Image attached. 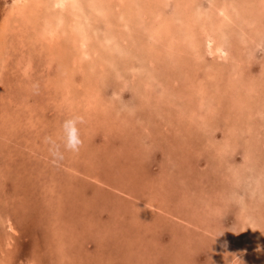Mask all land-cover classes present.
Segmentation results:
<instances>
[{"label":"rangeland","instance_id":"rangeland-1","mask_svg":"<svg viewBox=\"0 0 264 264\" xmlns=\"http://www.w3.org/2000/svg\"><path fill=\"white\" fill-rule=\"evenodd\" d=\"M11 1L12 0H0V20H2L1 14L4 12V4ZM160 1H162L163 3V0ZM223 1L224 0H213L211 4L208 3L207 5H211L213 7L209 6V12L202 14V17L197 13H186L182 15L180 14L183 18L180 25L174 26L173 23L171 24L170 20L166 18L160 19L159 21L163 22V29L159 37H154L152 35V31H150L151 26L149 24H146L148 27H145L144 25L143 27L139 26L140 19H143L145 21L148 20L150 22L151 18H149L148 14H144V12L138 10L139 8H137L136 10V8H134L136 7L135 5H133L134 7H132V10H129V12L128 9H126V5H119L117 4L118 2H116V4L118 5L116 6V8L118 9V12L120 11V15L114 8L111 13H109L111 15L108 16L109 19L111 18V21L107 18H101L99 14L92 16L91 19L95 25L94 26L92 24V27H94L96 30L98 29L97 33L99 32L101 34L102 32V35H105L103 33V30L99 28H104L106 23L107 25L111 24L110 26L113 25L111 27L112 33L114 36H116L115 40H117L116 44H113L110 50H105L106 48L104 46V43H95L94 47H97V49L100 48L99 51L104 52V55L99 52L97 57H107L108 55L109 57H117V60H119V57H127L126 59H121L120 67L116 70V74L113 71L111 72V68H108V71L111 72L110 74L112 75V79H114L113 77H119L123 83L127 81V85H124L125 93L121 92L122 98L120 100L123 101H120L118 97H112L115 100H119L122 105L123 102H127V104L122 106L123 114L120 118V127L112 129L113 131H115V133L103 135L101 133L92 131L90 137H88V139H84L87 135L85 134L86 131H84L85 127L83 126V123L77 121L76 126L79 131L80 140H87L91 143L90 145L85 146V144L81 140V143L78 145V148L75 151L65 147L62 127L63 122L66 119L74 117L72 116L73 114L62 111L63 116L58 120H54V112H56V107L53 106V104L51 105L49 103L52 102L51 98L54 99L56 98V96L50 94V92L42 91V88L45 87L42 86V80L45 81L44 78L48 73L47 71H49L50 68V71H53L54 73L56 72V74H59V71L55 67L48 66L46 68V66L44 65V54L38 52V47L40 46L38 43H40V41L38 42L37 39L33 36L38 34V31L36 30L37 33H35L31 31L30 27H28L29 31L28 29L26 30L25 28H23L27 31V35L32 41L33 39L30 36L35 38V42L33 43H35L36 45H28L34 50L30 51L29 56L25 54L26 57H32L34 69L32 70V72H34L32 73V78L25 77L20 72L21 70L19 66H17L16 61L12 60L11 62H9L8 70L5 72V76L7 75L6 81L9 84L14 85V87L16 88V81L19 78L23 79L22 76H24L26 78L24 83L36 80L37 86L35 87L34 95L32 94L33 98L30 99V97H28L30 99L29 101L27 100V97H25V90L23 92H15L12 91V89L11 95L8 96V91L5 92L0 87V95L2 94V92H4L6 95V97L0 99V103L5 99L3 105L0 106V185L2 184L0 186V221H2V223L0 222V264H230L229 259L234 253L237 252V250H239V244L243 248H246V250L242 251L243 254L241 257L234 259V264H261V262L262 264H264V258L263 260L261 258H256V254H253L255 253V250L251 251L250 249L252 248L250 247V244H255V240L257 242L259 239H261V231H264V225L260 222V219H264V215H262L261 213L257 214L258 212H256L255 210L254 211L257 214H255V216H258L257 219H259V223L255 224V226L252 225L251 229L247 228L245 230H242L243 228H241L240 224V220L242 218H239L238 214L234 215L231 212V209H229L225 212V214L223 213V216L221 218L218 217V219H215V216L214 219H210L212 221V227L216 228L212 230V234H209L204 230L202 231V233L207 235L208 238L213 237V240L211 239L210 242H207L206 237L203 238L201 236V238H199L200 235L198 236V233H201L202 230L200 227L203 226L202 222L200 221L203 219L198 218H200L202 214L206 213V211L202 210L205 208L213 207L212 205L206 204L205 201L207 202L208 200H211L215 204H221L218 203V201L220 202V199L218 197V200H216V195L219 190L222 192L225 188L226 191H228V188L231 189V187L236 184L230 183V180L234 178V168L232 166L225 167L216 163V160L220 154L219 150H221L219 148H221L222 146V149L225 147V150H227L229 148L227 146V143H229L230 141H232L231 143L239 144V147L236 150L237 152H233L232 155H235L236 159H238V161H236L237 165H235V167L240 166V169L237 171L241 172V174H239V181L241 183H243L244 181L243 186L246 181V171L248 172V170L251 168L252 171L259 172L260 170H257V168H259V161L260 163H262V160L264 159V83H262L261 85V82H259L260 80L258 78L260 77L261 80H264V67H262L264 66V40L263 43L256 45V42L252 43L249 39L256 30L262 31L261 33L264 32V1H232L231 4L228 5L226 12L228 16L231 15L233 19H227V17H224L222 15L220 16L219 14L217 15V12L219 10L217 8V5L222 3ZM162 3H157L156 5L154 4V2L151 3L154 6L152 5L151 7L149 5V11H154V13L158 12L159 10H161V8H163V4H165V2L163 4ZM157 6H159L160 9L159 7L157 8ZM167 9L171 8L169 7ZM124 11H126V13H132V16H129L128 14L130 18H126ZM178 14L179 13H177V15ZM122 15L126 18L125 21L128 26H123V23L125 21L122 19ZM38 16L40 17L39 14ZM96 16L101 19L96 18ZM118 16L119 19L117 21L116 19ZM163 16H165V13L162 15V17ZM135 20H138V24ZM187 21H189V23H187ZM10 22L12 23H10L9 26L10 30L7 32H5L4 30H0V35L5 34V36H10L11 30L13 28H18L15 21L10 20ZM97 22L99 24H97ZM132 23L137 25L133 24V26L135 27L130 26L132 25ZM159 24H161V22ZM24 25L25 26L23 27H26L27 24L24 23ZM119 25L121 26V28ZM203 26H208L211 28V30L212 28L214 29L213 34L215 35L213 36H216V41H220L222 38H224V42L229 44L228 48L231 54L228 57L232 58L225 60V70H222L224 72V76L230 74V78H232V80H236L237 78H239L243 79L242 81H248L250 79V74H258L257 76L255 75V79H257L259 85L262 87L261 90H263L262 95H259L263 102V106L261 107V110L263 111L261 113L252 112L247 115L245 114L248 113L247 110L246 112L242 113L244 118L242 115V119L241 116L239 117L241 122L236 121L237 118H234L235 116L233 115H236L237 117V114L235 113H238V116L239 114H241L238 106H236V103L238 101H231V98H229L227 95H225L226 93L223 92L222 84L218 81V79L216 80V78H218L216 77V72L213 73L214 75L211 74L212 71L210 70V57L219 56H211V53L208 51V48L206 47L207 37L201 36L203 32ZM184 27H188L186 31ZM229 27L232 29V31ZM106 29L108 30L109 28L107 27ZM18 30L20 29L18 28ZM30 32H32V35L30 34ZM218 35L220 36V39ZM182 36L184 37L182 38ZM178 38H182V40L180 41ZM188 39L190 41H193V43L187 41ZM2 40H4V44L5 41H7L6 38ZM145 40L148 43L145 42ZM169 40L172 41L171 46ZM244 40L246 41V44L244 43ZM253 44H255V47ZM196 46H198V48ZM67 47L64 50L60 49V53L58 54H60V56L62 57H72L75 48H73L72 44H67ZM170 47L173 50H170ZM256 47L257 49H255ZM13 51L14 54L10 53L11 57H13L12 59H14V57H25L23 55H20L19 50H17V52L15 50ZM157 51L159 55H157ZM57 52L55 51V53ZM181 53L182 55H180ZM176 55L178 56L176 57ZM142 56H156L162 60L161 61L159 59L158 69L160 67V70H162L163 72V74H160L159 78H161V82L164 80L163 86L165 88L162 86V90H160V87L158 88L157 84L156 87L158 88V90H160V93L151 92L152 94L148 95L144 89L142 74L139 73L134 75V72H132V70H130L129 68L131 65L138 66L139 64L142 63L143 65L144 63L142 67V69L144 70L143 75H148L147 70L151 68V66ZM183 56H186V58H184ZM128 57L130 59H128ZM203 57H207L206 60H208L209 63H206L203 60L200 61V59H202ZM140 58H142L143 60ZM181 58H183L182 60H184L185 64L183 63ZM137 59L140 60L137 61ZM177 59H180L179 62ZM185 59L187 60L185 61ZM167 60L168 62H166ZM173 60L175 61L172 62ZM108 61L111 65V61ZM248 62L250 64L252 62L253 63L249 66ZM42 65V68H46L45 72L40 70ZM63 69L64 68H62V71ZM230 69L231 71H234V74L230 72ZM105 70L107 71L106 66ZM170 72L172 74H170ZM174 72L176 74H174ZM107 73L109 72H106L105 76H107ZM177 73L178 75L180 74L179 78ZM108 76L110 77V75ZM152 77L153 76H150L149 78L147 77V80H152ZM165 77H167L168 80H165ZM145 78L146 77L143 78L144 81H146ZM207 78L208 80H206ZM175 81H177L178 83ZM216 81H218L219 84ZM114 82L115 81L112 80V83ZM206 82L209 84H207ZM48 85L50 86V81L48 82ZM107 85L108 83L106 84V86ZM210 85L213 88L210 87ZM181 87L184 89H182ZM9 88H7L6 90H9ZM177 88L178 92L177 90L175 91V89ZM192 89H194V93L192 92ZM208 89H210L212 92L215 89L216 91L215 93H212ZM147 91H150V89ZM218 91L220 93H218ZM240 92L242 93V91L237 90L238 96H240ZM140 93H142V95L139 97L138 94ZM169 93L171 96H169ZM217 94L218 96L216 97ZM172 95H174L175 97ZM191 95L192 97H190ZM58 96L57 99H59ZM210 96L211 98L213 97L212 100H209L211 104L210 102H208V98L211 99ZM23 97L26 98L25 101H27V104L22 103L24 101ZM194 98H196V100ZM218 99H220V101H218ZM130 100L132 102H130ZM186 103L188 104V106H185ZM39 106L42 107L40 108ZM224 106L225 108H223ZM180 107L181 109H179ZM30 108H33L34 112L37 111L38 113H40L44 108L45 110L47 109L46 112H49L51 115L50 122L46 121L47 125L42 123V121L38 123H36L35 121V125L31 123H29V125L26 124L27 119H25V117L29 114ZM208 108L211 110L212 114H208V116L204 117L203 113L207 112L206 109ZM234 109H238L239 111H236ZM200 111L202 112V114L200 113ZM214 111H216L217 113ZM232 113L234 114L232 115ZM196 114L197 116L195 117ZM219 116L221 117L219 118ZM252 116L255 118V120ZM46 118L47 117H45L44 119L46 120ZM187 118L191 120L189 121V119ZM202 118L203 120H200ZM204 119H206L207 121H205ZM245 119L247 122L245 121ZM230 120H232V123L234 122V124L229 123ZM152 121H154L155 123ZM194 121L196 122L197 126H194ZM199 122L203 129L200 127ZM207 122H210V125L207 126ZM247 123H249V125ZM239 124L242 125L239 127ZM213 125L215 126L216 130ZM231 128V131L234 135L230 131ZM221 129H227L226 131H228V137L223 138L221 136ZM188 131L191 136L189 135ZM238 131L241 139L239 138ZM245 131L248 133V135ZM249 134L250 138L248 139L247 137H249ZM235 135H237L238 137ZM241 135L244 137H241ZM256 135V138H258L259 135L257 141H255ZM201 137L204 141H202ZM221 139H224L223 142ZM233 139L235 140L233 141ZM178 140L181 142H179ZM225 140H228L229 142L226 143ZM163 142H165L166 144ZM208 142L211 143L209 144ZM211 144H213V146ZM217 144H220L219 147ZM254 146H256L255 150L253 149ZM210 147L211 150H209ZM243 147L244 149H242ZM91 151L94 152L93 155ZM215 154H217V157H215ZM79 156H82V161L79 160ZM246 157H248V160H245ZM231 159H233V157ZM233 160L235 161V159ZM228 161L232 162L230 161V159ZM73 164L76 167H74ZM77 166L81 169V171ZM70 169H72V171ZM5 170L11 173H6ZM78 170L79 174L77 173ZM164 170H166V172H163ZM222 172L224 173V175ZM20 175L21 178L19 177ZM49 175L51 178L49 177ZM161 175H163L162 178H160ZM52 177L55 179H52ZM155 177L157 178V180ZM212 177H214V179H211ZM2 178L4 179L2 180ZM62 178L64 179L61 181L60 179ZM87 180L89 181L90 185L89 183L87 184ZM153 180L155 181L153 182ZM109 182H111L112 184ZM121 182L123 184V187H121ZM47 186L50 188H48ZM95 188H97L96 191ZM148 190L151 194H155L157 192H165L166 195L165 201H162L163 204L159 203L161 206L158 205L156 209L152 208L153 210L149 211L144 210L143 207H141V209L135 207L137 203H134V199L131 200L133 198L131 193H135V197L137 196L136 198L140 200L141 198H143L142 195L144 194V192H147ZM245 190L248 191L247 189ZM97 191H100L101 193H99L100 195L98 196L97 193H95ZM117 191L119 193H117ZM250 194H247V196L245 195V197L249 200H252L258 193H254L253 195L252 193ZM249 195L251 198H249ZM115 196H118V198H116ZM125 196H128L131 199H127L128 197ZM261 196L263 197L264 195L261 194ZM209 197H211L212 199H209ZM214 197L216 199H214ZM257 197H259V195H257ZM223 198H227V205H231L230 207H234L236 210H238V208L240 207L239 202L236 203V198L234 197V195H232V193L230 195H226ZM231 202L233 203V205L230 204ZM204 203L208 205V207H205ZM131 205H133V207H131ZM164 206L166 207L163 208ZM129 208L131 211L129 210ZM257 210L263 211V209L260 208ZM136 211H142L144 220L141 219L142 221L140 220L137 222L135 219H129L131 215L133 216L134 214H136ZM125 214L128 217H126ZM152 214L154 215V217H152ZM107 216H110V218L112 216V218L105 219ZM6 218L11 219L15 230L11 231L8 228V222L6 221ZM102 222L106 225H103ZM83 223L86 224V227ZM217 225L219 226L217 227ZM248 225L246 227H248ZM129 226H131V228ZM227 226L229 229L227 228ZM100 227L104 228L103 232L100 231ZM255 230L258 232H256ZM236 234L237 237L239 235L241 237L239 236V238H237ZM233 235L234 237H236L235 239ZM245 235L247 236L245 237ZM248 241H250V243ZM185 247L186 249H183ZM246 251H249L250 253ZM260 251H262V255L264 256V246H261ZM56 257L58 259H56Z\"/></svg>","mask_w":264,"mask_h":264},{"label":"bare ground","instance_id":"bare-ground-1","mask_svg":"<svg viewBox=\"0 0 264 264\" xmlns=\"http://www.w3.org/2000/svg\"><path fill=\"white\" fill-rule=\"evenodd\" d=\"M213 0H163V3L165 2V4L162 3V1L160 0H50V1H46V0H12L11 2H8L6 4H4V7H3V10L4 12L1 14V18L2 20H0V30H4L5 32L9 31V26H10V20L12 21H15L17 23V26L20 30H18V28L16 29H12L11 30V34L10 36H5L4 35H0V87L1 89H3V91H8L7 93L8 96L11 95L12 91H15V92H20V91H24L26 92V96L27 97V100L29 101L31 98H33V95L35 93V87L37 86L36 84V80H33V81H29V82H25V77H31L32 78V70L33 69V63H32V57H26L25 54H27V56H29V53L31 50H34L32 47H29L28 45L31 44V45H36L35 43V38L37 39V41L40 43H38L39 47H38V52H41L42 54H44V57H45V66L46 68L49 66V67H55L58 69L59 71V74H56V72L54 73L53 71H47V75L46 77L44 78L45 81L42 80V86H45L44 88H42V91H46V92H50V94L56 96V98L52 99L51 98V103L49 104H53V106H55L56 108V112H54V120H58L59 118H61L63 115H62V111L63 112H66V113H72L74 117H80V119L78 120L79 122L83 123V126L85 127V130L87 134L86 137L84 139H88V137H90V134L92 131L94 132H98V133H101L103 135L105 134H112V133H115V131H113L112 129L113 128H116V127H120V118L122 117V114H123V108L122 106L127 104V102H123V105L121 104L120 101H123V100H120L122 98L121 96V92L122 93H125L124 91V85H127V81H125L124 83L120 80V78H116V77H113L114 79H112V75L110 74L112 71L116 74V70L119 69L120 67V62H121V59H124L125 57H119V60H117V57H109L107 55V57H97L99 52L104 55V52L102 51H99V49H97V47H94V44L96 43H104V46H105V50H110L111 49V46H113V44H116L117 40H115L116 36L113 35L112 33V30H111V27L113 26H110V25H107V23L105 24V27L104 28H99V29H102L103 30V33L105 35H102V32L101 34L98 32L97 33V30L92 27V24L94 25V22H92V16L93 15H98L101 17V18H107L109 19V13H111V11L115 8L116 11L118 12V9L116 8V6H118L117 4L119 5H123L124 6L126 5V9L129 10H132V7H134L133 5H135L136 7V10L137 8H139L138 10L144 12V14H148L149 18L150 19V22L148 20L147 23L145 20H141L140 19V22H139V26L140 27H143V25L145 27H148L146 24H149L151 30L152 31V35L154 37H159L160 34L162 33V29H163V26H162V21H159L160 19L162 18H166L168 20L171 21V24L173 23L174 26L176 25H180L181 22H182V17L181 15L182 14H186V13H197L199 14V16L202 17V14H205V13H208L209 11V6L211 5H207L208 3H212ZM234 1V0H224L222 3L218 4L217 8L219 9L218 12H217V15L219 14L220 16H224V17H227V19H233L232 16H228L227 12H226V9L228 7V5L231 4V2ZM264 1V0H263ZM116 2H118L116 4ZM156 5L157 3H162L163 4V8H161V10H159L158 12H155L154 11H149L150 8H149V5L152 7L153 3ZM262 2V0H261ZM227 3V4H226ZM235 3V2H234ZM243 3V2H242ZM116 4V5H115ZM159 4V5H160ZM241 4V2H240ZM254 4V3H253ZM154 6V5H153ZM171 9H167L169 7ZM232 6V5H231ZM236 6V5H235ZM250 6V4H249ZM264 6V4H263ZM156 7V6H155ZM159 6H157L158 8ZM213 7V6H211ZM241 7V6H240ZM239 7V9H240ZM257 7V6H256ZM156 8V9H157ZM238 8V7H237ZM124 9V8H123ZM160 9V7H159ZM215 9V8H213ZM264 9V7H263ZM134 10V9H133ZM232 10V9H231ZM127 11V10H126ZM126 11H124V14H125V17L126 18H130L129 16H132V13H126ZM135 11V10H134ZM178 11V12H176ZM130 12V11H129ZM232 12V11H231ZM245 12V11H244ZM119 15H120V11L118 12ZM136 13V12H135ZM154 13V14H153ZM165 13V16L162 17V15ZM177 13H179L177 15ZM241 13V12H240ZM38 14L40 15V17L38 16ZM129 14V16H128ZM181 14V15H180ZM232 14V13H231ZM245 14V13H244ZM247 14V13H246ZM145 16V15H144ZM253 16V15H252ZM39 17V18H38ZM123 15H122V19L125 21V18ZM154 17V18H153ZM38 18V19H37ZM96 18H99L98 16H96ZM99 18V19H101ZM133 18V17H132ZM187 18V17H186ZM238 18V16H237ZM241 18V17H240ZM264 18V16H263ZM111 19V18H110ZM109 19V20H110ZM119 19V16L117 17V21ZM135 19V18H134ZM256 19V18H255ZM257 20V19H256ZM94 21V20H93ZM98 21V20H97ZM104 21V20H103ZM111 21V20H110ZM121 21V20H120ZM132 21V20H131ZM136 21V20H135ZM138 21V20H137ZM136 21V22H137ZM167 21V20H166ZM225 21V20H224ZM115 22V21H114ZM134 22V21H133ZM135 22V23H136ZM158 22V24H157ZM161 22V24H159ZM227 22V20H226ZM224 22V23H226ZM235 22V21H234ZM24 23H26V27H23L25 26ZM40 23V24H39ZM166 23V22H165ZM187 23H189V21H187ZM12 24V23H11ZM97 24H99L97 22ZM96 24V26H97ZM114 24V23H113ZM134 23H132V25L130 26H133ZM138 24V22H137ZM137 24H134V25H137ZM102 25V24H100ZM121 25V24H120ZM119 25V26H120ZM165 25V24H164ZM187 25V24H186ZM225 25V24H224ZM258 25V24H257ZM95 26V25H94ZM104 26V25H103ZM123 26H128V24L126 23V21L123 23ZM233 26V25H232ZM28 27H30L31 31L32 32H36V30L38 31V34L36 35H33L35 38H33L32 36H30L33 41L28 37L27 35V29ZM109 28L108 30L106 28ZM135 27V26H133ZM180 27V26H179ZM178 27V28H179ZM247 27V26H246ZM25 28V29H23ZM34 28V29H33ZM114 28V27H113ZM121 28V26H120ZM168 28V26H167ZM177 28V27H176ZM185 28V31L187 30L188 27H184ZM230 28V27H229ZM236 28V27H235ZM115 29H116V25H115ZM124 29V28H123ZM130 29V28H129ZM224 29V28H223ZM231 29V28H230ZM263 29V28H262ZM261 29V30H262ZM101 30V31H102ZM134 30V29H133ZM203 32H202V35L201 36H206L207 37V40H206V47L208 48V51L211 53V56H219V57H210V70L212 71V75H214L213 73L216 72V80L218 79V81L222 84V90L223 92H225L229 98H231V101H235L238 103H236V106H238L241 114H239L238 116V113H235L237 114V117L236 115H233L234 113H232L233 116H235L234 118H237L236 121H240L239 117L242 115L243 112H247L248 113H245V114H249V113H261L263 110H261V107L263 106L262 105V99L259 97V95L261 94L262 95V91L264 90H261V86L259 85L257 79H255V75L256 74H250L249 76V80L248 81H242L243 79H239L237 78L236 80H232V78H230V74H227V76H224V72L222 70H225V60L227 59H231L232 57H228L231 53L229 51V44L224 42V38H222L220 41H216L215 40V37L213 35L214 32H213V28L211 30L210 27L208 26H203ZM1 31V32H2ZM29 31V29H28ZM136 31V30H135ZM134 31V32H135ZM182 31V30H181ZM225 31V30H223ZM232 31V29H231ZM229 31V32H231ZM30 32V34L32 33ZM62 32V33H61ZM66 32V33H64ZM124 32V31H123ZM128 32V31H127ZM132 32V33H134ZM174 32V31H172ZM262 31H258L256 30L252 35L251 37L249 38L251 40V42H256V45L257 44H261L263 43V38H264V32L261 33ZM177 33V32H176ZM25 34V36H24ZM127 34V33H126ZM125 34V36H126ZM164 34V33H163ZM169 34V33H168ZM186 34V33H185ZM250 34V33H249ZM9 35V34H7ZM32 35V34H31ZM175 35V34H174ZM234 35V34H233ZM136 36V35H135ZM176 36V35H175ZM219 36V35H218ZM238 36V35H237ZM241 36V35H240ZM25 37V38H24ZM141 37V36H140ZM149 37V36H148ZM151 37V36H150ZM184 36H182L183 38ZM188 37V36H187ZM7 39V41H5V44H4V40L2 39ZM136 38V37H135ZM165 38V37H164ZM162 38V39H164ZM170 38V37H169ZM179 39L180 41L182 40ZM200 38V37H199ZM204 38V37H203ZM186 39V38H185ZM184 39V40H185ZM218 39V38H217ZM219 39H220V36H219ZM245 39V38H244ZM147 40V39H146ZM145 40V42H147ZM174 40V39H173ZM183 40V42H184ZM195 40V39H193ZM241 40V39H240ZM153 41V39H152ZM155 41V40H154ZM170 41V46H171V43L172 41ZM187 41H190L189 39ZM245 41V40H244ZM249 41V40H248ZM193 43V41H190ZM14 46H13V44ZM148 43V42H147ZM151 43V42H150ZM166 43V42H165ZM175 43V42H174ZM178 43V42H177ZM176 43V44H177ZM196 43V42H195ZM246 44V41L244 42ZM250 43V44H252ZM4 44V45H3ZM67 44H72L73 45V48H75L74 50V53L72 54L73 56L72 57H62L60 56V49H66L67 47ZM112 44V45H111ZM167 44V43H166ZM188 44V43H187ZM191 44V43H190ZM264 44V43H263ZM3 45V46H2ZM148 45V44H147ZM160 45V44H159ZM254 47H255V44H253ZM13 46V47H12ZM110 46V47H109ZM186 46V45H185ZM246 46V45H245ZM260 46V45H259ZM258 46V47H259ZM35 47V46H33ZM146 47V46H145ZM153 47V46H152ZM151 47V48H152ZM183 47V46H181ZM187 47V46H186ZM198 48V46H196ZM200 47V46H199ZM253 47V48H254ZM26 48V49H25ZM68 48V47H67ZM71 48V47H70ZM164 48V47H163ZM188 48V47H187ZM245 48V47H244ZM113 49V48H112ZM143 49V48H142ZM147 49V48H146ZM180 49V48H179ZM257 49V47L255 48ZM259 49V48H258ZM15 50L17 52V50L20 51V55L22 56H25V57H14V59H12L13 57H11V54H14V51ZM69 50V49H68ZM144 50V49H143ZM170 50H173L171 47H170ZM169 50V51H170ZM177 50V49H176ZM198 50V49H197ZM251 50H254V49H251ZM260 50H261V47H260ZM13 51V52H12ZM55 51L57 53H55ZM192 51H193V48H192ZM256 51V50H255ZM264 51V50H263ZM67 52V51H66ZM109 52V51H108ZM142 52V51H141ZM177 52V51H176ZM182 52V51H181ZM189 52V51H188ZM11 53V54H10ZM137 53V51H136ZM158 53V51H157ZM171 53V52H170ZM169 53V54H170ZM173 53V52H172ZM254 53V52H253ZM62 54V53H61ZM110 54V53H109ZM167 54V53H166ZM175 54V53H174ZM195 54V53H194ZM193 54V55H194ZM208 54V53H207ZM242 54V53H241ZM255 54V53H254ZM253 54V55H254ZM9 55V57H8ZM41 55V54H40ZM149 55V54H148ZM159 55V53L157 54ZM182 55V53L180 54ZM179 55V56H180ZM60 56V57H58ZM111 56V55H110ZM162 56H165V55H162ZM161 56V58H162ZM168 56V55H167ZM178 55H176L177 57ZM200 56V55H199ZM203 56V55H202ZM201 56V57H202ZM223 56V57H222ZM245 56V55H244ZM248 56V54H247ZM255 56V55H254ZM140 57V56H139ZM143 57V56H142ZM174 57V56H173ZM184 58H186V56H183ZM127 58V57H126ZM125 58V59H126ZM147 60L148 64L151 66V68H149L147 70V73L148 75L144 74V70L142 69L143 65L142 63L139 64L138 66H135V65H131L129 68L130 70H132V72H134V75L136 74H142V82H143V85H144V89L146 91V93L148 95L152 94L153 92L154 93H160L159 91L162 90V86H163V83H164V80L161 82V78H159L160 74H163L162 70H160V67L158 69V66H159V57H143ZM188 58V57H187ZM260 58V57H259ZM128 59H130L128 57ZM142 59V58H140ZM139 59V60H140ZM183 58H181L182 60ZM207 57H203L202 59H200V61H205L206 63H209L208 60H206ZM16 61L17 63V66H19L20 68V72L22 73V78H19L15 84L16 88L14 87V85H11L9 84L7 81H6V76H5V72L8 70V64L9 62L11 61ZM67 60H68V63H67ZM110 60L111 61V65H110V62L108 61ZM134 60V59H133ZM137 59V61H139ZM143 60V59H142ZM141 60V61H142ZM161 60V59H160ZM178 60V59H177ZM180 60V59H179ZM178 60V62H179ZM187 59H185L186 61ZM252 60V58H251ZM256 60V59H255ZM254 60V61H255ZM259 60V59H258ZM43 61V60H42ZM118 61V62H117ZM140 61V62H141ZM162 61V60H161ZM175 60H173L172 62H174ZM183 63L185 64L184 60H182ZM190 61V60H189ZM248 61V60H247ZM246 61V63H247ZM263 61V60H261ZM168 62V60L166 61ZM165 62V63H166ZM177 62V61H176ZM194 62V61H193ZM41 63V62H40ZM57 63V64H56ZM163 63V62H161ZM249 63V62H248ZM253 63V62H252ZM251 63V64H252ZM258 63V62H257ZM42 64V63H41ZM178 64V63H177ZM239 64V63H238ZM250 63L248 64L249 66L251 65ZM168 65V64H167ZM170 65V63H169ZM175 65V64H174ZM105 66L107 68V71L105 70ZM165 66V65H164ZM182 66V65H181ZM186 66V65H185ZM193 66V65H192ZM218 66V67H216ZM260 66V65H259ZM43 65L41 66L40 70L44 71L45 72V69L42 68ZM169 67V66H167ZM187 67V66H186ZM189 67V66H188ZM202 67V66H201ZM264 67V66H262ZM62 68L63 71H62ZM108 68L111 70L108 71ZM192 68V67H191ZM196 68V66H195ZM232 68V66H231ZM240 68V67H239ZM251 68V67H250ZM248 68V69H250ZM67 69V70H66ZM182 69V68H181ZM165 70V69H164ZM180 70V69H179ZM178 70V71H179ZM183 70V69H182ZM197 70V69H196ZM206 70V69H205ZM55 71V70H54ZM62 71V72H61ZM172 71V70H171ZM242 71V70H241ZM246 71V70H245ZM251 71V70H250ZM65 72V73H64ZM106 72H109L107 73V76L106 75ZM180 72V71H179ZM230 72L232 74H234V71H231L230 69ZM243 72V71H242ZM54 74V75H53ZM170 74H172L170 72ZM174 74H176L174 72ZM249 74V73H247ZM110 75V77L108 76ZM153 76L152 77V80H147L150 76ZM178 75V73H177ZM180 75V74H179ZM179 75H178V78H179ZM258 75V74H257ZM256 75V76H257ZM261 75V74H260ZM118 76V75H117ZM211 76V75H209ZM234 76V75H233ZM121 77V76H120ZM146 77V81L143 80V78ZM148 77V78H147ZM174 77V76H173ZM181 77V76H180ZM167 77H165L164 79L165 80H168V78L166 79ZM175 78V77H174ZM209 78V77H208ZM208 78L206 80H208ZM213 78V77H212ZM230 78V79H229ZM257 78V77H256ZM259 78V82H261V85L262 83H264V80H261L260 77ZM170 79V78H169ZM105 80V81H104ZM107 80V82H106ZM112 80H114L115 82L112 83ZM171 80V79H170ZM173 80V79H172ZM210 80V79H209ZM35 81V82H34ZM50 81V86L48 85V82ZM184 81V80H183ZM189 81V80H188ZM212 81V80H211ZM216 81V82H218ZM177 82V81H175ZM214 82V81H213ZM215 82V84H216ZM218 82V84H219ZM22 83V84H21ZM38 83V82H37ZM108 83V85L106 86V84ZM178 83V82H177ZM176 83V85H177ZM191 83V82H190ZM197 83V82H196ZM207 83V82H206ZM158 84V88L160 87V90H158V88L156 87ZM173 84V83H172ZM180 84V83H179ZM209 84V83H207ZM211 84V83H210ZM217 84V85H218ZM220 84V85H221ZM248 84V85H247ZM192 85V84H191ZM196 85V84H195ZM173 86V85H172ZM190 86V85H189ZM194 86V85H193ZM213 86H214V83H213ZM10 87V88H9ZM15 89H14V88ZM141 87V86H140ZM164 87V86H163ZM199 87V86H198ZM210 87H212L210 85ZM264 87V85H263ZM7 88H9V90H6ZM18 88V89H17ZM24 88V89H23ZM165 88V87H164ZM163 88V89H164ZM182 88V87H181ZM194 88V87H193ZM207 88V87H206ZM213 88V87H212ZM13 89V90H12ZM150 91H147L149 90ZM173 89V88H172ZM171 89V90H172ZM184 89V88H182ZM188 89V88H187ZM12 90V91H11ZM126 90V89H125ZM170 90V91H171ZM174 90V89H173ZM177 90L178 92V88L175 89V91ZM186 90V89H185ZM194 89H192V92H193ZM197 90V89H196ZM210 90V89H208ZM225 90V91H224ZM237 90H240L242 91V93L240 94V96H238V93H237ZM124 91V92H123ZM182 91V90H180ZM211 91V90H210ZM216 89L212 92V93H215ZM220 91V90H219ZM218 91V93H220ZM142 92V91H141ZM152 92V93H151ZM210 92V93H211ZM31 93V95H30ZM145 93V94H146ZM171 93V92H170ZM169 93V96H171ZM174 93V91H173ZM176 93V92H175ZM183 93V92H182ZM189 93V92H188ZM194 93V92H193ZM192 93V95H193ZM211 93V94H212ZM39 94V92H38ZM50 94H49V97H50ZM184 94V93H183ZM210 94V95H211ZM244 94V95H243ZM24 95V94H23ZM59 95V96H58ZM123 95V94H122ZM142 95V93L138 94V96L140 97ZM159 95V94H158ZM180 95V94H179ZM192 95L190 97H192ZM39 96V95H38ZM57 96L59 97V99H57ZM118 97L119 100H115L114 98L112 97ZM174 96V95H172ZM187 96V95H186ZM189 96V94H188ZM212 96V95H211ZM210 96V98H211ZM218 96V94L216 95V97ZM220 96V95H219ZM226 96V97H227ZM6 97L5 93L2 92V94L0 95V99L1 98H4ZM25 97H23L24 101L22 103H25L27 104V101H25ZM30 97V99L28 98ZM175 97V96H174ZM200 97V95H199ZM263 97V96H262ZM172 98V97H171ZM186 98V97H185ZM213 98V97H212ZM208 98V102H210L209 100H212ZM37 99V98H35ZM170 99V98H169ZM175 99V98H174ZM188 99V98H187ZM190 99V98H189ZM196 100V98H194ZM206 99V98H205ZM216 99V98H215ZM214 99V100H215ZM221 99V98H220ZM220 99H218V101H220ZM141 100V98H140ZM193 100V99H191ZM198 100V99H197ZM56 101V102H54ZM147 101V100H146ZM188 101V100H187ZM204 101V100H202ZM207 101V100H205ZM229 101V100H228ZM5 102V99L0 103V106L3 105V103ZM50 102V101H49ZM129 102V101H128ZM130 102H132L130 100ZM186 102V101H185ZM184 102V103H185ZM197 102V101H196ZM195 102V104H196ZM213 102V101H212ZM222 102V101H221ZM45 103V102H43ZM174 103V102H173ZM189 103V102H188ZM193 103V101H192ZM206 103V102H205ZM214 103V102H213ZM220 103V102H219ZM234 103V102H232ZM155 104V103H154ZM187 104V103H186ZM185 106H188V104ZM198 104V103H197ZM211 104V102H210ZM223 104V103H222ZM264 104V103H263ZM50 105V106H51ZM174 105V104H173ZM184 105V104H183ZM214 105V104H213ZM218 105V104H217ZM220 105V104H219ZM253 105V106H252ZM148 106V105H146ZM192 106V104H191ZM232 106V105H231ZM230 106V107H231ZM235 106V107H236ZM8 107V106H6ZM27 107V106H26ZM40 107V106H39ZM42 107V106H41ZM40 107V108H41ZM46 107V106H44ZM18 108V107H17ZM154 108V107H152ZM151 108V109H152ZM196 108V107H195ZM222 108V107H221ZM225 108V106L223 107ZM227 108V107H226ZM181 109V107L179 108ZM189 109V108H188ZM191 109V108H190ZM209 109V108H208ZM206 109L207 112L203 113L204 114V117L208 116V114H212L211 110L209 109ZM219 109V108H218ZM13 110V109H11ZM29 114L26 115L25 119L26 120V124L29 125V123L35 125L36 123L38 122H41L46 124V121L47 122H50V113L49 112H46L45 108L40 112L38 113L37 111L34 112V109L33 108H30L29 109ZM41 110V109H40ZM196 110V109H194ZM201 110V109H200ZM203 110V109H202ZM220 110V109H219ZM218 110V111H219ZM227 110V109H226ZM234 110H238V109H234ZM238 110V111H239ZM52 111V110H51ZM188 111V110H187ZM250 111V112H249ZM52 112V113H53ZM178 112V111H177ZM185 112V111H184ZM194 112V111H193ZM198 112V111H197ZM216 112V111H214ZM264 112V111H263ZM152 113V112H151ZM158 113V112H157ZM156 113V114H157ZM180 113V112H179ZM200 113L202 114V112L200 111ZM217 113V112H216ZM224 113V112H222ZM230 113V112H229ZM139 114V113H138ZM190 114V113H188ZM198 114V113H197ZM197 114L195 115V117L197 116ZM221 114V113H219ZM184 115V114H183ZM231 115V114H230ZM252 115V114H251ZM255 115V114H254ZM201 116V115H200ZM215 116V115H214ZM213 116V117H214ZM217 116V115H216ZM222 116V115H221ZM219 116V118L221 117ZM228 116V115H227ZM243 116V115H242ZM242 116H241V119H242ZM3 117H6V116H3ZM45 117L46 120L44 119ZM154 117V116H153ZM159 117V116H158ZM178 117V116H177ZM180 117V116H179ZM203 117V118H204ZM211 117V116H210ZM229 117V116H228ZM251 117V116H249ZM253 117V116H252ZM260 117V116H258ZM264 117V115H263ZM192 118V117H191ZM200 119V120H203ZM209 118V117H208ZM227 118V117H226ZM244 118V116H243ZM254 118V117H253ZM48 119V120H47ZM189 119V118H187ZM197 119V118H196ZM211 119V118H210ZM214 119V118H212ZM231 119V117H230ZM150 120V119H148ZM179 120V119H178ZM191 119H189L190 121ZM205 121H207L206 119H204ZM218 120V119H217ZM255 120V118H254ZM36 121V123H35ZM147 121V120H146ZM182 121V120H181ZM216 121V120H215ZM226 121V120H225ZM244 121V120H243ZM246 121V119H245ZM253 121V120H251ZM261 121V120H260ZM150 122V121H149ZM154 122V121H152ZM186 122V121H185ZM188 122V121H187ZM195 122V121H194ZM203 122V121H202ZM212 122V121H211ZM247 122V121H246ZM256 122V121H255ZM155 123V122H154ZM177 123V122H176ZM180 123V122H179ZM190 123V122H189ZM188 123V124H189ZM208 123V122H207ZM210 123V122H209ZM206 124L207 126L210 125V124ZM229 123H232V120H230ZM245 123V122H244ZM252 123V122H251ZM187 124V123H186ZM200 124V122H199ZM198 124V125H199ZM204 124V125H205ZM212 124V123H211ZM234 124V122L232 123ZM249 125V123H247ZM256 124V123H255ZM44 125V126H46ZM152 125V124H151ZM169 125V124H168ZM191 125V124H190ZM196 125V122L194 123V126ZM242 124H239V127L241 126ZM174 126V125H173ZM192 126V125H191ZM197 126V125H196ZM203 126V125H202ZM206 126V127H207ZM214 126V125H213ZM212 126V127H213ZM217 126V125H216ZM161 127V126H160ZM187 127V126H186ZM199 127V126H198ZM200 127H201V124H200ZM245 127V126H244ZM177 128V127H176ZM175 128V129H176ZM190 128V127H189ZM202 128V127H201ZM215 128V126H214ZM238 128V127H237ZM236 128V129H237ZM243 128V127H242ZM253 128V127H252ZM164 129V128H163ZM178 129V128H177ZM176 129V130H177ZM182 129V127H181ZM197 129V128H196ZM195 129V130H196ZM203 129V128H202ZM245 129V128H244ZM255 129V128H254ZM259 129V128H258ZM170 130V129H169ZM179 130V129H178ZM177 130V131H178ZM185 130V129H184ZM183 130V131H184ZM214 130V129H213ZM216 130V128H215ZM222 130V129H221ZM227 129H223L222 130V134L221 136L223 138L225 137H228V131H226ZM229 130V128H228ZM232 130V128L230 129V131ZM234 130H235V125H234ZM240 130V128H239ZM256 130V129H255ZM198 131V129H197ZM226 131V132H225ZM242 131V129H241ZM247 131V130H246ZM245 131V132H246ZM264 131V130H263ZM110 132V133H109ZM164 132V131H163ZM199 132V131H198ZM232 132V131H231ZM237 132V131H235ZM252 132V131H251ZM261 132V131H260ZM89 133V134H88ZM168 133V132H167ZM166 133V134H167ZM177 133V132H176ZM182 133V131H181ZM189 133V131H188ZM212 133V132H211ZM247 133V132H246ZM254 133V132H253ZM264 133V132H263ZM161 134V133H160ZM159 134V135H160ZM185 134V133H183ZM181 134V135H183ZM215 134V133H214ZM233 134V132H232ZM238 134H239V131H238ZM260 134V133H259ZM190 135V133H189ZM201 135V134H200ZM230 135V134H229ZM234 135V134H233ZM248 135V133H247ZM252 135V134H251ZM264 135V134H263ZM185 136V135H184ZM191 136V135H190ZM203 136V135H202ZM217 136V135H216ZM237 136V135H235ZM213 137V135H212ZM238 137V136H237ZM241 137H244L241 135ZM247 137V136H246ZM254 137V136H253ZM257 135L255 136V141H257V139L259 138V135H258V138H256ZM154 138V137H153ZM168 138V137H167ZM235 138V137H234ZM239 138H240V134H239ZM248 139L250 138V134H249V137H247ZM246 138V140H247ZM252 138V137H251ZM263 138V137H262ZM200 139V138H199ZM202 139V137H201ZM214 139V138H213ZM220 139V138H218ZM217 139V140H218ZM241 139V138H240ZM254 139V138H253ZM82 142L85 144V146L87 145H90L91 142L89 141H83V139H81ZM177 140V138H176ZM222 140V139H221ZM224 140V139H223ZM222 140V142H223ZM230 140V139H229ZM235 139H233L234 141ZM245 140V141H246ZM163 141V140H162ZM170 141V140H169ZM179 141V140H178ZM185 141V140H184ZM190 141V140H189ZM202 141H204L202 139ZM212 141V140H211ZM226 143L229 142L228 140H225ZM166 142V141H165ZM163 142V143H165ZM171 142H174V141H171ZM181 142V141H179ZM200 142V141H199ZM232 141H230L229 143H227V146L229 147L227 150H225L226 148L224 147L222 149V146L221 150H219V156L216 160V163H218L219 165H223V166H232L234 168V178H232L230 180V183H236L233 187H231V189H229L228 187V191H226V189L224 188V190L221 192L219 190V192L217 193L216 195V198L218 197L220 199V202L218 201V203H221V204H215L213 203L211 200H208L207 202L205 201L206 204L208 205H212L213 207L211 208H205L203 209L202 211H206L205 214H202L200 216V218L198 219H203V220H200L202 222V225L200 228L202 229L201 230V233H198V236L200 235L199 238H201V236L203 238L206 237V241L207 242H210V240L212 239L213 240V237H207V235H205L204 233H202V231H206L207 233H213L212 230L216 229L215 227H212L213 225H211V220L210 219H214L215 216L216 218L215 219H218L221 218L223 216V213L225 214V212L229 209H231V212L235 215V214H238V217L239 218H242L239 222L241 224V228H243L242 230H245L247 228H250L251 229V226H255V224L259 223V219H257V217L255 216V211L258 212L257 214H262L264 215V196L262 197V195H264V187H263V183H264V159L262 160V163H260L259 161V168H257V170L259 172H255V171H252L251 168L248 170V172L246 171L247 175L245 176L246 177V181H245V184L243 186V183H241L239 181V177L241 174V172H238L237 170L240 169V166H237L235 167V165H237V162L238 159H236L235 155H232V153L234 152H237L236 150L238 149L239 147V144H234V143H231ZM209 143V142H208ZM211 143V142H210ZM209 143V144H210ZM214 143V142H212ZM166 144V143H165ZM191 144V143H190ZM198 144V143H197ZM200 144V143H199ZM223 144V143H222ZM221 144V145H222ZM247 144V143H246ZM250 144V143H249ZM256 144V143H255ZM213 146V144H211ZM216 145V144H215ZM218 145V144H217ZM220 145V144H219ZM218 145V147H219ZM225 145V144H224ZM254 145V143H253ZM167 146V145H166ZM171 146V145H170ZM173 146V145H172ZM201 146H202V142H201ZM210 146V145H209ZM163 147V145H162ZM198 147V146H197ZM200 147V146H199ZM205 147V146H204ZM203 147V148H204ZM170 148V147H168ZM167 148V149H168ZM172 149V147H171ZM244 149V147L242 148ZM253 149L255 150L256 149V146L253 147ZM161 150V149H160ZM169 150V149H168ZM200 150V149H199ZM211 150V147L210 149ZM35 151V150H34ZM95 151V150H94ZM162 151V150H161ZM198 151V150H197ZM208 151V150H207ZM232 151V152H231ZM261 151V150H260ZM114 152V151H113ZM165 152V151H164ZM243 152V151H242ZM241 152V153H242ZM256 152V151H255ZM92 155L94 154L93 151H91ZM206 153V152H205ZM244 153V152H243ZM249 153V152H248ZM170 154V153H169ZM168 155V154H167ZM217 154H215V157ZM95 156V155H94ZM169 156V155H168ZM213 156V155H212ZM260 156V155H258ZM82 156H79V160L82 161ZM233 157V159H235V161L233 159H231ZM249 157H250V154H249ZM263 157V156H262ZM261 157V158H262ZM242 158H243V155H242ZM214 159V158H213ZM230 159V161L232 162H229L228 160ZM78 160V158H77ZM245 160H248V157L245 158ZM251 162V161H250ZM16 163V162H15ZM75 164V162H74ZM73 164V165H74ZM81 164H84V163H81ZM99 164V162H98ZM6 165V164H5ZM8 165V164H7ZM77 165V164H76ZM79 165V164H78ZM240 165V164H239ZM9 166V165H8ZM14 166H17V165H14ZM72 166V165H71ZM89 166V165H88ZM74 167H76L74 165ZM78 167V166H77ZM86 167V166H85ZM93 167V166H92ZM108 167V166H107ZM217 167V166H216ZM23 168V167H22ZM72 168V167H71ZM79 168V167H78ZM80 168H81V165H80ZM79 168V170L81 171V169ZM13 169V168H12ZM11 169V170H12ZM15 169V167H14ZM27 169V168H25ZM93 169V168H92ZM105 169V168H104ZM103 169V170H104ZM111 169V168H110ZM166 169V167H165ZM255 169V168H254ZM2 170V168H1ZM66 170V169H65ZM72 171V169H70ZM79 170H78V174H79ZM83 170V169H82ZM106 170V169H105ZM104 170V171H105ZM226 170V169H225ZM232 170V169H231ZM21 171V170H20ZM19 171V172H20ZM23 171V169H22ZM27 171V170H26ZM68 171V169H67ZM77 171V170H76ZM216 171V170H215ZM222 171V169H221ZM228 171V170H227ZM5 172H9V171H6ZM4 172V173H5ZM106 172V171H105ZM160 172V171H159ZM163 172H166V170H164ZM229 172V171H228ZM11 173V172H9ZM8 173V174H9ZM15 173V172H14ZM30 173V172H29ZM32 173V172H31ZM76 173V172H75ZM223 173V172H222ZM221 173V174H222ZM2 174V173H1ZM22 174V172H21ZM26 174V173H25ZM99 174V173H98ZM118 174V172H117ZM243 174V173H242ZM3 175V174H2ZM1 175V177H2ZM15 175V174H13ZM17 175V174H16ZM29 175V174H27ZM26 175V176H27ZM31 175V174H30ZM64 175V174H63ZM100 175V174H99ZM224 175V173H223ZM5 176V175H4ZM3 176V177H4ZM25 176V177H26ZM107 176V175H106ZM117 176V175H116ZM163 175L160 176V178H162ZM10 177V176H9ZM12 177V176H11ZM21 178V175L19 176ZM23 177V176H22ZM31 177V176H30ZM50 177V175H49ZM55 177V176H54ZM72 177V176H71ZM98 177V176H96ZM13 178V177H12ZM16 178V177H15ZM51 178V177H50ZM100 178V177H98ZM128 178V177H126ZM156 178V177H155ZM154 178V179H155ZM228 178V177H227ZM4 178H2L3 180ZM52 179H55L52 177ZM64 178L60 179L61 181L63 180ZM211 179H214V177H212ZM90 180V179H89ZM100 180V179H99ZM123 180V179H122ZM151 180V179H150ZM148 180V181H150ZM157 180V178H156ZM162 180V179H161ZM11 181V180H10ZM51 181V180H50ZM60 181V183H61ZM85 181V179H84ZM106 181V180H105ZM155 180H153L154 182ZM160 181V180H159ZM214 181V180H213ZM20 182V181H19ZM64 182V181H63ZM124 182V181H123ZM129 182V181H128ZM158 182V181H157ZM164 182V181H163ZM4 183V182H3ZM18 183V182H17ZM47 183V182H45ZM59 183V182H58ZM65 183V182H64ZM89 183V181L87 180V184ZM111 183V182H109ZM125 183V182H124ZM147 183V182H146ZM160 183V182H159ZM216 183V182H215ZM218 183V181H217ZM51 184V183H50ZM63 184V183H62ZM69 184V183H68ZM112 184V183H111ZM122 184V182H121ZM158 184V183H157ZM228 184V182H227ZM2 185V184H1ZM0 185V186H1ZM46 185V184H45ZM90 185V183H89ZM88 185V186H89ZM162 185V184H160ZM117 186V185H116ZM217 186V185H216ZM223 186V185H222ZM236 186V187H235ZM48 187V186H47ZM52 187V186H51ZM54 187V186H53ZM62 187V186H61ZM120 187V186H119ZM117 187V188H119ZM123 187V184L122 186ZM154 187V186H153ZM239 187V188H238ZM50 188V187H48ZM110 188V187H109ZM130 188V187H129ZM203 188V187H202ZM201 188V189H202ZM263 188V189H262ZM2 189V187H1ZM90 189V188H89ZM97 188H95V191H96ZM245 189H247L250 193H252V195L255 193H258L257 195H259V197H257V195L252 199V200H249L245 197V195L247 196V194H250L248 191H246ZM49 190V189H48ZM52 190V189H51ZM63 191V190H62ZM107 191V190H106ZM109 191V190H108ZM245 191V192H244ZM52 192V191H51ZM115 192V191H114ZM128 192V191H127ZM53 193V192H52ZM97 193V196L100 195V191L98 192H95ZM94 193V194H95ZM100 193V194H99ZM106 193V192H104ZM103 193V194H104ZM117 193H119L117 191ZM130 193V192H129ZM157 192L155 194H151L149 192V190L147 192H144V194L142 195L143 198H141L140 200H138V198L135 197V193H131L132 194V199L128 196H125V197H128L127 199H131L133 200L134 199V203L136 204L135 207H138L141 209V207L144 208V210H153L152 208H155L159 205L161 206L159 203H162V201H165V192ZM220 193V194H219ZM232 193V195H234V197L236 198V203L239 202L240 204V209L238 208V210H236L234 207H230L231 205H227V198L224 199L223 197H225L226 195H230ZM237 193V194H236ZM246 193V194H245ZM61 194V193H60ZM63 194V193H62ZM147 194V196H146ZM197 194V193H196ZM219 194V195H218ZM3 195V194H2ZM9 195V194H8ZM13 195V194H11ZM105 195V194H104ZM107 195V194H106ZM113 195V194H112ZM123 195V194H122ZM139 195V194H138ZM221 195V196H220ZM251 195V194H250ZM249 195V198H251ZM103 196V195H102ZM101 196V197H102ZM203 196V195H201ZM8 197V196H7ZM107 197V196H106ZM116 197V196H115ZM208 197V196H207ZM213 197V196H212ZM262 197V198H261ZM104 198V197H103ZM111 198V197H109ZM118 198V196L116 197ZM204 198V197H203ZM214 197V199H216ZM218 198L216 200H218ZM231 198V197H230ZM262 200H261V199ZM8 199V198H7ZM209 199H212L211 197H209ZM213 199V200H214ZM107 200V199H106ZM104 200V201H106ZM110 200V199H109ZM126 200V199H125ZM201 200V199H200ZM205 200V199H204ZM207 200V199H206ZM231 200V199H229ZM10 201V200H9ZM234 201V200H233ZM256 201V202H255ZM130 202V201H129ZM193 202V201H191ZM217 202V201H216ZM107 203V202H106ZM204 203V204H205ZM213 203V204H211ZM229 203V202H228ZM128 204V203H127ZM133 204V203H132ZM163 204V203H162ZM205 204V207H208V205ZM230 204L233 205V203L231 202ZM256 204V206H255ZM193 205V204H192ZM111 206V205H110ZM130 206V205H129ZM167 206V205H166ZM166 206H164L163 208H165ZM131 207H133V205H131ZM114 208V207H113ZM168 208V207H167ZM203 208V207H202ZM201 208V209H202ZM263 209L262 210H257V209ZM169 209V208H168ZM113 210V209H111ZM130 210V208H129ZM255 210V211H254ZM115 211V210H114ZM131 211V210H130ZM135 211V210H134ZM171 211V210H170ZM254 211V212H253ZM156 212V211H155ZM116 213V212H115ZM125 213V212H124ZM136 214H134L133 216L131 215L129 219H135L137 222L140 221L141 219H143V216H142V211H136L135 212ZM149 213V212H148ZM232 214V215H233ZM256 214V215H257ZM153 215V214H152ZM10 216V215H9ZM126 216V214H125ZM177 216V215H176ZM188 216V215H187ZM11 217V216H10ZM128 217V216H126ZM141 217V218H140ZM154 217V215L152 216ZM156 217V216H155ZM237 217V215H236ZM112 218V216H111ZM110 216H107L105 219H111ZM148 218V217H147ZM146 218V219H147ZM234 218V217H233ZM128 219V218H127ZM150 219V217H149ZM148 219V220H149ZM235 219V218H234ZM238 219V218H236ZM141 220V221H142ZM5 221V220H4ZM6 221L8 222V228L13 231L15 230V227L13 225V222L11 221V219L9 218H6ZM62 221V220H61ZM2 223V221H0ZM15 222V221H14ZM77 222V221H76ZM101 222V221H100ZM260 222L264 225V219H260ZM0 223V225H1ZM74 223V222H73ZM87 223V222H86ZM216 223V222H215ZM218 223V221H217ZM238 223V221H237ZM260 223V224H261ZM84 224V223H83ZM103 225H106L105 223L102 222ZM236 224V223H234ZM250 224V225H248ZM82 225V224H81ZM86 224H84L85 226ZM99 225V224H98ZM130 225V224H129ZM248 225V227H246ZM100 226V225H99ZM177 226V225H176ZM219 225H217L218 227ZM258 226V225H257ZM86 227V226H85ZM131 228V226H129ZM222 227V226H221ZM225 227V226H224ZM230 227V226H229ZM260 227V226H259ZM228 228V226H227ZM253 228V227H252ZM83 229V228H82ZM171 229V228H170ZM229 229V228H228ZM234 229V228H233ZM256 229V228H255ZM89 230V229H88ZM104 228L100 227V231L103 232ZM129 230V229H128ZM256 231V230H255ZM9 232V231H7ZM229 232V231H228ZM240 232V230H239ZM242 232V231H241ZM246 232V231H245ZM248 232V231H247ZM258 232V231H256ZM262 232V238L259 239L257 242L255 240V244H250L252 248L251 251L255 250V253H253L254 255L256 254V258L258 259H262L264 258V256L262 255V251L261 250V246H264V231H261ZM232 233V232H231ZM251 233V232H250ZM203 234V235H202ZM249 234V233H248ZM215 235V234H214ZM242 235V234H241ZM251 235V234H250ZM240 236V235H239ZM239 236L237 237V234H236V237L239 238ZM247 235H245L246 237ZM54 237V236H53ZM234 237V235H233ZM232 237V238H233ZM234 237V239L236 238ZM241 237V236H240ZM244 237V236H242ZM250 237V236H248ZM254 237V236H253ZM220 238V237H219ZM191 239V238H190ZM241 239V238H240ZM251 239V238H250ZM256 239V238H255ZM192 240V239H191ZM238 240V239H237ZM245 240V238H244ZM249 240V239H248ZM61 241V240H60ZM233 241V240H232ZM240 241H243V240H240ZM250 243V241H248ZM247 242V244H248ZM189 243V242H188ZM234 244V243H233ZM187 245V244H186ZM240 248L239 250H237L236 253H234L229 261H230V264H234V259L235 258H239L242 256L243 254V250H246V248H243L240 244H239ZM63 248V247H62ZM64 249V248H63ZM183 249H186L183 248ZM249 249V248H248ZM258 250V251H257ZM66 251V250H65ZM246 252H249V251H246ZM245 252V253H246ZM55 253V252H53ZM250 253V252H249ZM2 256V255H1ZM62 256V255H61ZM68 256V255H67ZM65 257V256H64ZM76 258V257H75ZM56 259H58L56 257ZM210 262V261H209ZM22 263V262H21ZM235 263H236V260H235ZM258 264V263H257ZM262 264V262H261Z\"/></svg>","mask_w":264,"mask_h":264},{"label":"clouds","instance_id":"clouds-1","mask_svg":"<svg viewBox=\"0 0 264 264\" xmlns=\"http://www.w3.org/2000/svg\"><path fill=\"white\" fill-rule=\"evenodd\" d=\"M80 117H73L66 119L63 122V134H64V144L65 147L73 151L77 150L78 145L81 143L79 137V131L77 128V121Z\"/></svg>","mask_w":264,"mask_h":264}]
</instances>
